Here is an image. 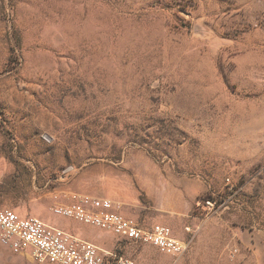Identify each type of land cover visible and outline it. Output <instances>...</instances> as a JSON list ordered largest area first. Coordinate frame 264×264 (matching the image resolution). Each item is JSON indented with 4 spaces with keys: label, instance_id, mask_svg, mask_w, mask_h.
Instances as JSON below:
<instances>
[{
    "label": "rangeland",
    "instance_id": "rangeland-1",
    "mask_svg": "<svg viewBox=\"0 0 264 264\" xmlns=\"http://www.w3.org/2000/svg\"><path fill=\"white\" fill-rule=\"evenodd\" d=\"M140 152L209 186L180 258L51 211ZM4 207L142 264H264V0H0Z\"/></svg>",
    "mask_w": 264,
    "mask_h": 264
},
{
    "label": "built area",
    "instance_id": "built-area-1",
    "mask_svg": "<svg viewBox=\"0 0 264 264\" xmlns=\"http://www.w3.org/2000/svg\"><path fill=\"white\" fill-rule=\"evenodd\" d=\"M62 192L54 196L57 200L51 207L54 214L95 226L129 241L152 244L173 258L183 256L195 237L191 227H186L191 235L180 238L168 224L148 226L127 218L113 208L111 200ZM68 197L73 201L63 200ZM204 206L213 209L215 200L208 199ZM0 241L14 253H27L40 264H142L49 224L36 215H23L9 207L0 208Z\"/></svg>",
    "mask_w": 264,
    "mask_h": 264
},
{
    "label": "crops",
    "instance_id": "crops-1",
    "mask_svg": "<svg viewBox=\"0 0 264 264\" xmlns=\"http://www.w3.org/2000/svg\"><path fill=\"white\" fill-rule=\"evenodd\" d=\"M86 176L87 194L111 200L115 210L144 225H171L174 234L180 238L191 235L186 231L187 236H183L180 224L191 217L192 202L209 189L205 180L166 169L146 152L134 155L133 159L125 156L113 164L105 160L92 162L86 167ZM63 183L60 182L62 191H81ZM63 200L72 202L73 198ZM56 201L53 197L52 203ZM191 228L196 236L201 225Z\"/></svg>",
    "mask_w": 264,
    "mask_h": 264
}]
</instances>
